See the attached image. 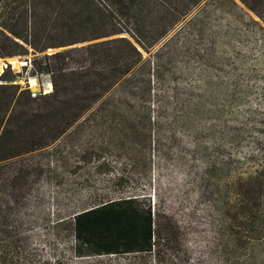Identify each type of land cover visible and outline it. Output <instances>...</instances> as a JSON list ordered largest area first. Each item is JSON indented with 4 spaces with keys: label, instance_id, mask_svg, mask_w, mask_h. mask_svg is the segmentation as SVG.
Segmentation results:
<instances>
[{
    "label": "rangeland",
    "instance_id": "rangeland-1",
    "mask_svg": "<svg viewBox=\"0 0 264 264\" xmlns=\"http://www.w3.org/2000/svg\"><path fill=\"white\" fill-rule=\"evenodd\" d=\"M234 2L201 4L149 50L128 37L148 72L125 101L146 112L88 114L26 157L39 172L6 211L0 264H264V24ZM74 46L0 57L31 66L0 85L36 90L34 58ZM247 177L257 212L241 201ZM120 197L149 205L152 251L77 255L72 216Z\"/></svg>",
    "mask_w": 264,
    "mask_h": 264
},
{
    "label": "trees",
    "instance_id": "trees-1",
    "mask_svg": "<svg viewBox=\"0 0 264 264\" xmlns=\"http://www.w3.org/2000/svg\"><path fill=\"white\" fill-rule=\"evenodd\" d=\"M207 1L0 0V57L25 54L27 48L42 53L80 44L34 58L33 75L49 76L47 94L32 98L27 90L0 85V228L10 203L25 200L29 181L38 175L39 166L26 159L28 155L52 148L88 114L131 120L134 112H146L125 101L144 96L148 72L130 39L149 50ZM227 1L235 5L234 0ZM237 1L264 24V0ZM4 62L19 66L16 58ZM114 92L122 96L111 102ZM257 185L247 177L239 189L250 213L258 209L257 201L250 202ZM72 227L75 241L85 249L77 255L150 253L154 246L149 205L142 207L135 197L80 210L72 216Z\"/></svg>",
    "mask_w": 264,
    "mask_h": 264
},
{
    "label": "built area",
    "instance_id": "built-area-1",
    "mask_svg": "<svg viewBox=\"0 0 264 264\" xmlns=\"http://www.w3.org/2000/svg\"><path fill=\"white\" fill-rule=\"evenodd\" d=\"M27 64L29 65V62H27V63L24 62L23 64L19 63L18 67H23V66H25ZM29 67H31V66L29 65ZM4 71H9L10 73L14 74L17 71V68H15V66L12 63H10V62H2L1 63V72H0V74L3 73ZM37 76L38 75L34 74L33 77H32L35 80V82L37 83V85H38L36 90H32L29 87V84H27L28 83V79L26 80V85L27 86H25V84H24V89H26L28 91L29 96L32 97V98L37 96V95H45L48 92H50V90H51L50 81H49L48 76H45V80L41 84H38Z\"/></svg>",
    "mask_w": 264,
    "mask_h": 264
},
{
    "label": "water",
    "instance_id": "water-1",
    "mask_svg": "<svg viewBox=\"0 0 264 264\" xmlns=\"http://www.w3.org/2000/svg\"><path fill=\"white\" fill-rule=\"evenodd\" d=\"M66 49V48H65Z\"/></svg>",
    "mask_w": 264,
    "mask_h": 264
}]
</instances>
